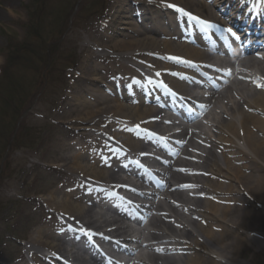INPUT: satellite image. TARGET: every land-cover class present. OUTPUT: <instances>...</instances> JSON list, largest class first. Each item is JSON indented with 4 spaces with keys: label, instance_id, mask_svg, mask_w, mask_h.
Listing matches in <instances>:
<instances>
[{
    "label": "bare ground",
    "instance_id": "1",
    "mask_svg": "<svg viewBox=\"0 0 264 264\" xmlns=\"http://www.w3.org/2000/svg\"><path fill=\"white\" fill-rule=\"evenodd\" d=\"M130 2L116 0L112 4L110 21L113 23V19L119 21L120 18L121 27L120 32L109 34L107 38L108 41L113 36L120 39L118 48L116 46L118 56L114 63L120 75L125 76L119 79V86L112 90L96 79L94 62L88 65V61L85 60L82 63L80 75L83 87L79 92L72 91L68 99L69 110L77 112L78 119L66 123L77 125L78 128L73 135V143L68 148L66 145L63 146L60 149L61 157L54 162L58 174L66 183L63 189L49 194L44 200L49 210L46 228L37 230L27 245L18 248L21 251V262L18 264H31V260L41 262L44 251L52 252L58 259L53 263L43 260V264L72 262L84 264L83 255L87 247L81 244L80 238L85 236L76 232L70 234L65 232L73 229V226L88 230L89 235L102 236L100 232L103 231L108 238L131 242L130 233L134 230L125 224L126 216L117 215L108 201L112 197L111 188L134 196L132 188L139 187L133 186L129 179L121 176L123 171L121 164L126 163L127 159L122 160L121 156L107 159L105 149L111 148L114 144L127 146L130 143L131 129H128L130 125L148 127L153 131L157 129L156 125H148L147 119L154 118L160 122L164 113L152 110L146 105L136 104L137 97L145 91V87L155 84L154 76L168 77L169 73L179 71L178 66L186 65L190 68L192 61H202L201 57L206 55L193 47L160 39L163 34L159 32L165 24L169 26L173 24L170 15H175L176 24H183L187 28L194 24V18L211 22L213 25L217 18L214 10L205 3L193 0H149L148 4L159 10L158 16L156 12H151L155 18L150 20L152 24L148 26L137 18L143 16L145 22H148L149 19L146 17H154L149 14L153 9L151 5L147 6L144 13L132 12L130 8L133 4ZM216 2L218 13H221L222 8L232 6L230 0ZM170 4L181 7L184 12H176L175 8L168 6ZM241 5L245 6L243 1L237 4L238 7ZM167 59L171 65L162 63ZM135 60L138 64L132 65ZM106 77H109V73ZM253 77L258 81L254 80L247 84L246 88L233 90L231 87L227 90V93L234 92L235 98L231 97V100L235 102L233 105L223 107L220 114L223 116L222 119L220 117L217 120L213 119L212 133L216 137L210 138L221 142L216 144L217 147H227L229 144L226 148L228 152L223 154V160H217L213 143L209 141L210 149L200 148L197 163L186 146L184 158L173 166L176 171L185 172L189 165L191 172L203 171L205 173L203 176L208 177L206 179L208 183L201 185L196 180L198 187L195 189L200 193L194 194L198 197L194 205L187 206L181 202L184 204L183 211L175 210L178 206L176 203L178 199L174 200L175 197L183 200L187 195H191L188 193L174 192L175 195L170 196L166 194L170 193V190L161 193L160 199L168 200L167 210L152 198L153 194L140 195L149 202L146 205L149 212L147 219L152 230L149 231L150 240L145 242L142 240L140 248L131 253L129 264L135 261H138V264H224L223 261L236 264L230 252H234L245 242L244 228L264 217L263 212L256 214L246 209L247 204L241 198V195L249 196L264 204V93L250 89L252 85L262 86L264 89V80L255 75ZM240 82L241 80L234 79L231 85ZM225 100L226 97H221L217 99L216 104L219 105V102ZM245 106L254 113L243 111ZM236 123H240L241 130ZM167 124L175 127L173 121ZM174 133L186 144L194 136L199 137L195 130H175ZM203 137L204 139L198 143L200 147L209 139L207 134ZM180 146L183 147L184 144ZM113 150L119 151L117 148ZM188 160L193 161L187 165ZM128 173H131V170ZM166 177L169 179V174ZM193 179L197 178L190 176L187 180ZM94 183H104L109 188L101 194L97 192ZM178 183L185 181L181 180ZM172 187L173 184L170 188ZM78 192L86 193L94 199L90 198L85 203V200L81 201ZM204 195L211 198L209 203H201ZM224 202L227 206H219L224 205ZM182 212L188 219L179 215ZM175 220L179 221L178 224L181 226L179 232L174 228ZM197 221H201L202 225L199 226ZM165 225L166 231L163 230ZM158 244L161 246L158 247ZM113 247L117 248L115 245ZM196 248L206 254L198 255ZM140 250L142 252L147 250V255L142 254ZM207 254L216 257L212 258Z\"/></svg>",
    "mask_w": 264,
    "mask_h": 264
},
{
    "label": "rangeland",
    "instance_id": "2",
    "mask_svg": "<svg viewBox=\"0 0 264 264\" xmlns=\"http://www.w3.org/2000/svg\"><path fill=\"white\" fill-rule=\"evenodd\" d=\"M45 1H50L51 15L38 11L40 0H0V100L7 104L0 105V256L3 248L20 256L18 248L27 245L37 230L46 228L49 210L44 200L64 188L63 177L53 171L57 168L54 162L61 157L60 149L70 146L78 128L66 123L78 119V113L69 110L68 99L72 91L83 87L82 63L101 62L100 51L107 49L118 55L119 37L107 39L120 32V18L110 21L116 0ZM131 2L130 10L138 12L143 9L136 8L137 3L148 5L149 0ZM39 19L46 22L38 38L33 26L37 27ZM16 49L26 62L14 68L21 79L20 96L15 98L8 87L13 76L3 77V68ZM72 59L74 66L70 65ZM112 61L114 58L105 62L99 78L100 72L96 74L99 82L108 81L106 70L114 66ZM246 209L260 211L257 205ZM244 232L245 242L230 252L233 260L236 264H264V217L246 226ZM142 238L148 240L149 236L142 233Z\"/></svg>",
    "mask_w": 264,
    "mask_h": 264
},
{
    "label": "trees",
    "instance_id": "3",
    "mask_svg": "<svg viewBox=\"0 0 264 264\" xmlns=\"http://www.w3.org/2000/svg\"><path fill=\"white\" fill-rule=\"evenodd\" d=\"M49 5H50V1L40 0V5L38 6V8H39L38 11H42V14L44 16L46 14L51 15L52 10H51V8H50ZM38 13H39V15H41V12H38ZM37 22H38V25H37V27L36 26H33V27H35L33 29V31H34V36L37 35L38 38H39L40 37V34L43 33L41 31V27L43 28L44 23L46 21H42L41 19H39ZM33 39H35V38L33 37L31 40H33ZM27 46H30V45L27 44L26 47ZM27 51L29 52L30 49H27ZM20 52H21V50H18V49L13 50V52H12L10 58H9V62L7 63V67L5 68V70L3 72V77L10 76V75L13 76V78L15 77L14 79L13 78L12 79L10 78L9 79V83H8L9 91L10 92H15L13 94L15 96V98L19 95L18 91L20 90V86L18 85V82H21V79L20 78H17V75L19 74V72H14V68H15V66L19 65V63L21 61L26 62V59L24 58L23 53L19 56ZM31 53H34V52H31ZM33 55L34 56H37L36 53H34ZM38 55H40V54H38ZM29 57H32V55L31 56L29 55ZM47 58H48V60H47V62H48L49 61V56L48 55H47ZM12 68H13V71H12ZM10 71H12V72H10ZM15 73H17V74H15ZM7 80H8V77L5 79V81H7ZM1 104H5V106H6L7 105L6 104V100H4V101L3 100H0V105ZM2 108H3V111H4L5 110V107H3V105H2Z\"/></svg>",
    "mask_w": 264,
    "mask_h": 264
},
{
    "label": "snow or ice",
    "instance_id": "4",
    "mask_svg": "<svg viewBox=\"0 0 264 264\" xmlns=\"http://www.w3.org/2000/svg\"><path fill=\"white\" fill-rule=\"evenodd\" d=\"M169 7H173V8H175L176 9V11L177 12H184V9H182V8H179L178 6H176V5H168ZM186 15H191V14H187L186 13ZM194 19H197L201 24H203L204 26H206V27H209V28H215V27H217L216 25H213V24H211V22H208V21H201V20H199V18H194ZM228 32H231V29H228L227 30ZM234 35V34H233ZM237 39H238V37H236ZM174 59H180V58H174ZM161 86L162 87H166V85H163V84H161ZM190 111H191V109H190Z\"/></svg>",
    "mask_w": 264,
    "mask_h": 264
}]
</instances>
